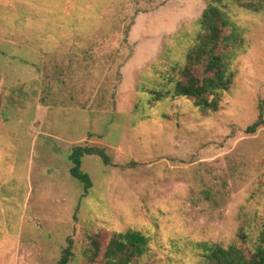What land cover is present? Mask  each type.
<instances>
[{
    "label": "rangeland",
    "instance_id": "1",
    "mask_svg": "<svg viewBox=\"0 0 264 264\" xmlns=\"http://www.w3.org/2000/svg\"><path fill=\"white\" fill-rule=\"evenodd\" d=\"M205 8L0 0V264H58L69 242L70 264H88L95 235L105 245L128 231L151 238L136 264H201L205 242L264 247V127L246 132L264 108V6L229 5L245 42L227 59L234 84L217 113L152 102ZM75 147L110 158L82 159L88 194L70 175Z\"/></svg>",
    "mask_w": 264,
    "mask_h": 264
},
{
    "label": "trees",
    "instance_id": "2",
    "mask_svg": "<svg viewBox=\"0 0 264 264\" xmlns=\"http://www.w3.org/2000/svg\"><path fill=\"white\" fill-rule=\"evenodd\" d=\"M205 3L206 8L196 21L199 29L194 45L185 55L186 62L182 64L177 60L170 63V70L163 74L165 76L163 87L160 86L161 90L158 92H151L154 96L152 102H161L168 95H173L174 98H187L195 107L214 114L219 111L224 96L231 91L234 76L229 71L227 59L233 57L245 41L232 22L229 5L234 3L248 12H258L264 6V0H205ZM129 33L126 29L123 44L128 43ZM229 46L231 50L227 53ZM200 69L199 76L197 71ZM262 127L263 106L259 109L257 121L249 126L246 132L253 135ZM86 155L100 157L106 166L111 162L103 149L95 147L73 149L69 156L72 165L70 175L83 185L84 193L88 194L93 182L82 170V159ZM150 243L151 238L147 235L138 231H128L112 233L103 245L101 236L97 234L91 239L90 247L84 256L88 264H136L149 253ZM199 249L201 264H264V247L247 254L236 245L224 248L217 243L205 242L199 245ZM72 258V242H69L58 264H70Z\"/></svg>",
    "mask_w": 264,
    "mask_h": 264
}]
</instances>
